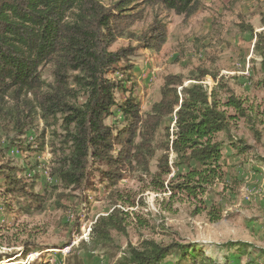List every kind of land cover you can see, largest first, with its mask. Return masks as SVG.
Masks as SVG:
<instances>
[{
  "label": "trees",
  "instance_id": "obj_1",
  "mask_svg": "<svg viewBox=\"0 0 264 264\" xmlns=\"http://www.w3.org/2000/svg\"><path fill=\"white\" fill-rule=\"evenodd\" d=\"M203 1L119 0L106 6L99 0H0V119L19 135L43 123L53 135L52 175L64 190L82 188L97 173L119 197V183L137 175L149 191L167 195L164 211L189 203L195 214L206 212L211 222L219 221L222 211L211 194L218 184L226 191L224 143L238 156L252 150L234 136L241 121L260 143L259 111L236 96L226 77L198 67L187 77L165 76L159 101L143 114L130 61L138 50L158 53L167 42L168 28L158 20L146 33L131 31L144 19L143 7L160 6L189 19ZM241 25L251 34L259 60L252 84L264 94V32ZM121 39L137 45L111 50ZM46 67L51 82L44 77ZM208 77L213 87L205 84ZM117 94L127 97L120 103ZM110 118L113 125L107 124ZM17 173L16 168H0L6 193L24 202L20 209L26 215L44 211L45 196L29 189ZM119 199L126 204L123 196ZM126 230L125 214L116 205L92 225L91 234L96 245H107L112 232L126 235ZM225 247L240 251L225 263L240 264L252 246L230 242ZM169 258L176 264H219L197 245L154 239L129 246L120 264H168Z\"/></svg>",
  "mask_w": 264,
  "mask_h": 264
},
{
  "label": "rangeland",
  "instance_id": "obj_2",
  "mask_svg": "<svg viewBox=\"0 0 264 264\" xmlns=\"http://www.w3.org/2000/svg\"><path fill=\"white\" fill-rule=\"evenodd\" d=\"M99 1L109 6L119 0ZM142 9L144 19L132 27L133 33H146L156 20L168 28L160 52L140 49L130 59L134 96L143 114L159 101L165 76L187 77L198 67L226 77L236 96L259 111L256 130L262 135L260 143L243 121L237 124L234 136L252 150L238 156L228 141L224 143L226 191L218 184L211 194L222 211L221 219L211 222L206 212L195 214L189 203H177L171 212L164 211L167 195L149 191L137 175H127L116 187L126 204L97 173L82 188L64 190L52 175L53 135L44 130L43 123L38 121L25 135H19L0 119V168H16L18 178L46 199L44 211L26 215L20 209L24 202L8 195L0 178V264H120L128 247H139L143 239L197 245L219 264L240 256L237 248L227 249V243L244 242L252 247L241 255L240 264H264V94L252 84L259 70L254 41L240 29L246 24L256 33L264 32V0H205L189 19L160 6ZM136 45L121 39L111 50ZM44 77L52 81L50 67L44 69ZM205 84L215 85L210 77ZM125 97L116 95L120 103ZM114 123V118L107 120L108 125ZM152 168L155 170V163ZM116 205L125 214L127 234L112 232L111 243L96 245L92 225ZM25 250L31 253L24 258ZM167 263L177 260L169 258Z\"/></svg>",
  "mask_w": 264,
  "mask_h": 264
}]
</instances>
